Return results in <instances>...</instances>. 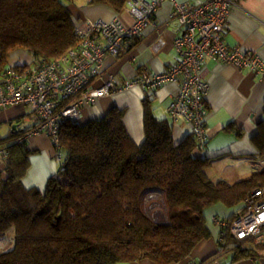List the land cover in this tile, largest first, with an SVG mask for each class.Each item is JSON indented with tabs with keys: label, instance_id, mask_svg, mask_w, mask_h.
<instances>
[{
	"label": "trees",
	"instance_id": "trees-1",
	"mask_svg": "<svg viewBox=\"0 0 264 264\" xmlns=\"http://www.w3.org/2000/svg\"><path fill=\"white\" fill-rule=\"evenodd\" d=\"M71 1L0 0V75L57 59L78 44ZM90 2L120 11L126 0ZM16 50L30 61L9 65ZM123 115L112 107L83 124L61 119V161L43 189L22 183L30 150L27 140L18 141L20 128L0 136V235L14 229L13 245L0 252V264H114L139 258L172 264L208 236L205 209L242 203L238 210L253 190L264 188V169L235 181L211 179L207 169L222 155L198 154L191 135L176 142L170 120L157 118L146 103L141 142L131 138ZM259 155L264 156V144ZM153 195L160 197L166 223L145 212ZM226 237L233 259L264 249V241L237 240L228 232Z\"/></svg>",
	"mask_w": 264,
	"mask_h": 264
},
{
	"label": "crops",
	"instance_id": "crops-1",
	"mask_svg": "<svg viewBox=\"0 0 264 264\" xmlns=\"http://www.w3.org/2000/svg\"><path fill=\"white\" fill-rule=\"evenodd\" d=\"M177 1L202 3L204 0ZM68 9L77 24L86 19L107 21L116 16L127 24L133 21L125 6L116 11L108 4L72 0L68 3ZM172 9L173 3L163 0L153 14V22L144 27L138 37L125 41V51L121 55L107 54L104 57L103 72L110 71L120 79L130 78L143 71L161 73L174 63L177 54L173 39L180 33V28L169 18ZM223 38L228 46L255 51L264 61V0H242L240 6L232 8L223 30ZM30 59L26 52L16 50L11 53L8 63L11 66L21 65L28 63ZM204 76L209 84L205 96L208 137L204 149L198 154L206 157L222 155L207 169L208 175L211 179L218 180L221 179L219 177L249 176L253 171L263 170L264 156L259 155V150L264 144V80L247 69H238L213 58L205 62ZM178 91V82H167L149 91L136 86L106 95L95 104L81 105L76 121L83 124L101 118L112 107L123 109L125 128L131 138L139 143L144 138V103L157 118L168 119L166 108ZM25 112L26 107L23 105L0 109V136L19 130V122ZM171 124L176 142L192 136L189 123ZM25 145L30 150L29 167L22 183L25 187L43 189L47 179L54 176L58 169L54 148L45 133L30 137ZM240 205L242 203L228 208L217 203L205 209L203 215L209 231L208 236L194 246L188 257L172 264H186L190 260L205 261L218 252L221 253L219 258L223 264H264V249L254 257L233 259V251L229 250L232 241H227V237L222 241L218 239L220 226L213 219H231ZM114 264L157 263L147 258H139Z\"/></svg>",
	"mask_w": 264,
	"mask_h": 264
},
{
	"label": "built area",
	"instance_id": "built-area-1",
	"mask_svg": "<svg viewBox=\"0 0 264 264\" xmlns=\"http://www.w3.org/2000/svg\"><path fill=\"white\" fill-rule=\"evenodd\" d=\"M163 0H128L126 11L133 17L130 24L118 16L110 20L86 19L75 32L78 44L59 58L35 66L7 68L0 75V109L23 105L26 112L19 122L22 135L18 141L45 133L61 161L58 125L61 119L75 121L81 105H92L98 99L139 86L149 91L167 82H178L179 91L166 108L173 123L191 125L195 148L203 150L207 141L205 96L208 81L204 76L209 58L247 69L264 80V61L255 51L228 46L223 38L230 11L242 0H204L202 3L170 0L169 18L180 28L173 39L177 59L161 73L146 71L120 79L110 71L103 72L104 57L121 55L127 38L138 37L153 22V14ZM100 81V83H97ZM264 163V161H263ZM264 167V166H263ZM220 226L218 239L226 233L237 240L264 241V188L248 195L233 219L214 218ZM186 264H223L219 257Z\"/></svg>",
	"mask_w": 264,
	"mask_h": 264
},
{
	"label": "rangeland",
	"instance_id": "rangeland-1",
	"mask_svg": "<svg viewBox=\"0 0 264 264\" xmlns=\"http://www.w3.org/2000/svg\"><path fill=\"white\" fill-rule=\"evenodd\" d=\"M208 168H210V166ZM247 176L248 175H245L242 177H229L228 176V177H219V178L226 179L229 181H234L237 179L245 178ZM152 201H158V203L156 202V203L152 204L153 206L151 207V205L149 206V204ZM149 202L150 203H148V205L145 208V212L147 213V215L150 216L151 219L156 221V222L166 223L167 218H166V214H165V208L160 201V197L157 195H153L152 197L149 198ZM13 240H14V229H13V227H11L10 229H8L6 231V233H4L3 235H0V252L8 250L9 248H11L13 245ZM227 241H230V240H227Z\"/></svg>",
	"mask_w": 264,
	"mask_h": 264
},
{
	"label": "water",
	"instance_id": "water-1",
	"mask_svg": "<svg viewBox=\"0 0 264 264\" xmlns=\"http://www.w3.org/2000/svg\"><path fill=\"white\" fill-rule=\"evenodd\" d=\"M12 128H15V125H12Z\"/></svg>",
	"mask_w": 264,
	"mask_h": 264
}]
</instances>
